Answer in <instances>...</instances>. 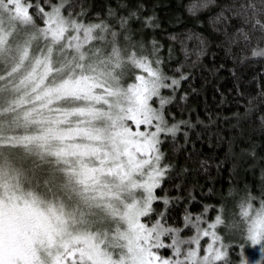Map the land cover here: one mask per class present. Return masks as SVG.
Wrapping results in <instances>:
<instances>
[{
	"label": "snow or ice",
	"instance_id": "1",
	"mask_svg": "<svg viewBox=\"0 0 264 264\" xmlns=\"http://www.w3.org/2000/svg\"><path fill=\"white\" fill-rule=\"evenodd\" d=\"M45 3L0 0V264H220L222 225L264 264V198L248 193L225 225L208 206L170 223L171 201L156 195L171 168L162 137L180 131L162 90L188 77L164 73L128 18L86 23L70 0ZM229 11L264 40V9ZM237 36L251 42L244 28Z\"/></svg>",
	"mask_w": 264,
	"mask_h": 264
},
{
	"label": "trees",
	"instance_id": "2",
	"mask_svg": "<svg viewBox=\"0 0 264 264\" xmlns=\"http://www.w3.org/2000/svg\"><path fill=\"white\" fill-rule=\"evenodd\" d=\"M38 2L47 10L45 0ZM70 2L75 4L70 10L83 12L86 23L116 25L128 18L127 33L148 53L155 46L164 73L178 80L181 74L188 77L179 80L175 92L162 90L173 97L165 105V118L180 127L161 144L163 163L171 168L156 194L171 201L169 221L179 223L185 209L194 214L208 206L212 213L219 205L228 220L234 219L248 193L264 198V57L251 54L253 48L264 49V40L258 42L259 33L252 35L229 11L249 0ZM250 2L264 9V0ZM241 28L249 32L250 43L237 36ZM253 205L259 207V199ZM229 242V257L220 264L237 263L238 247H248L241 233Z\"/></svg>",
	"mask_w": 264,
	"mask_h": 264
},
{
	"label": "rangeland",
	"instance_id": "3",
	"mask_svg": "<svg viewBox=\"0 0 264 264\" xmlns=\"http://www.w3.org/2000/svg\"><path fill=\"white\" fill-rule=\"evenodd\" d=\"M158 196H159V194H158ZM161 206H162L161 202H157V203L154 204V208L157 211L161 210ZM255 208H258V206H255ZM221 209H223L222 219H224L225 225L230 224L233 221V219L229 218V220H228L225 217V215H224V210L225 209L221 205L217 206L216 210L212 211V213H210V209H209V211L207 213L208 219L209 220H213ZM194 214H199V213L196 212ZM218 231L223 236L225 245L227 247L228 255L226 256L225 261H224L226 263V260L229 257V253H230L229 250H230L231 245H232L229 241L230 240L234 241V237H238L240 235V233L235 231V230H230L229 228L225 227L224 225L218 227ZM247 242H248V247H242V246L238 247L237 255H239L240 259L238 260L237 263L235 262V264H259V260L261 258V254H260V251H259V246H252L250 241H247ZM246 253H249V255L246 254ZM222 262H220V263H222Z\"/></svg>",
	"mask_w": 264,
	"mask_h": 264
}]
</instances>
